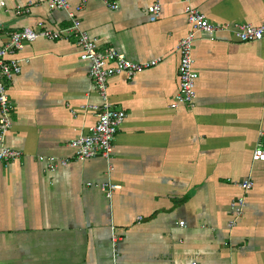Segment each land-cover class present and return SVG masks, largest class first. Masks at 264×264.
Wrapping results in <instances>:
<instances>
[{"label":"crops","instance_id":"crops-1","mask_svg":"<svg viewBox=\"0 0 264 264\" xmlns=\"http://www.w3.org/2000/svg\"><path fill=\"white\" fill-rule=\"evenodd\" d=\"M67 1L74 11L80 0ZM108 1L118 8L88 0L77 13L98 48L160 62L131 80L109 78L110 103L126 118L109 162L80 160L69 142L96 123L89 106L102 102L89 63L74 39L25 45L8 85L14 110L4 145L21 155L0 162V264H113L112 227L116 264H264V162L252 159L258 144L264 149V38L235 34L236 25L264 23V0ZM154 2L161 11L152 22ZM186 5L223 27L196 34L193 108L173 106ZM19 6L30 13L18 15ZM68 14L47 0H0V47L24 27H67ZM107 183L119 186L111 198ZM242 195L244 213L229 229V204Z\"/></svg>","mask_w":264,"mask_h":264},{"label":"built area","instance_id":"built-area-1","mask_svg":"<svg viewBox=\"0 0 264 264\" xmlns=\"http://www.w3.org/2000/svg\"><path fill=\"white\" fill-rule=\"evenodd\" d=\"M88 0H80L75 10L72 11L67 0H47L48 8L51 11L63 10L68 12L71 24L64 28L50 29L41 24L39 28L24 27L8 34L7 41L0 47V162L9 164L21 155V151L9 148L4 145L6 135L12 127L13 104L8 94V85L12 79L21 72V63L18 54L23 50L25 45L43 40H66L74 39L80 49V59L89 63L88 77L94 88L99 94L102 102L99 105H90L89 108L96 116V123L85 134H80L69 142L70 147L75 150V157L80 160L102 157L108 162L111 159L114 137L126 118V113L116 109L110 103L107 94V83L112 76H124L131 80L137 74L144 70L157 65L160 59H154L147 62H133L128 60L124 54L118 52L112 47L100 50L97 41L89 36L81 27V21L77 13L84 9V5ZM111 9H117L116 3L103 0ZM147 11L149 19L155 22L159 18L161 5L158 2L152 3ZM16 13H30V8L17 7ZM185 14L189 25V31L178 42L177 51L180 56L179 66V89L175 97L174 107L184 105L188 108L195 106L196 83L198 74L194 70L193 60V44L196 34L203 32L213 36L217 31L221 30L218 24L211 22L198 9L186 5ZM236 37L241 42H254L264 38V23L258 26L251 24H241L235 27ZM254 161L264 162V149L260 144L252 153ZM39 160H46L39 157ZM50 170H56L61 166L68 164V160H62L59 163H51L47 161ZM112 169L111 165L108 167ZM239 186L243 193H247L253 186L251 180L239 182ZM106 190V197L111 198L112 192L119 186L107 183L101 186ZM245 196H239L233 199L229 204L230 220L228 228L235 227L242 217L245 209ZM180 226L184 225V221L179 222ZM117 235L113 227L111 233L112 241V259L116 264L117 253L115 251V241Z\"/></svg>","mask_w":264,"mask_h":264}]
</instances>
